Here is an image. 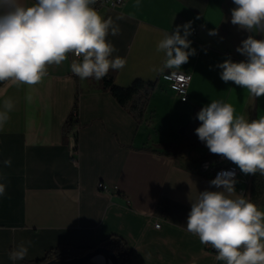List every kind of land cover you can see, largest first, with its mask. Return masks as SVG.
<instances>
[{
    "label": "crops",
    "instance_id": "crops-1",
    "mask_svg": "<svg viewBox=\"0 0 264 264\" xmlns=\"http://www.w3.org/2000/svg\"><path fill=\"white\" fill-rule=\"evenodd\" d=\"M234 7L230 0H127L116 10L98 11L111 20L110 59L125 61L109 70L116 85L157 83L142 125L99 81L75 76L71 54L49 65L40 83L7 89L0 110L9 98L14 107L0 126V183L6 185L0 196V264L36 261L59 245L91 248L111 235L128 243L127 264H224L186 231L196 196L189 187L219 190L210 185L219 155L207 147L175 153L193 111L211 101L232 104L238 118L264 116V96L252 97L220 79L222 62L246 59L236 51L244 39L262 38L231 23ZM175 31L187 32L190 42L182 49L189 52L188 62L178 70L192 75L186 103L162 80V73L176 69L160 70L165 53L156 47L163 33ZM78 92L77 123L64 137ZM250 180L251 174L240 173L236 195ZM257 206L264 210V193ZM20 244L28 254L13 261L9 253Z\"/></svg>",
    "mask_w": 264,
    "mask_h": 264
},
{
    "label": "clouds",
    "instance_id": "clouds-1",
    "mask_svg": "<svg viewBox=\"0 0 264 264\" xmlns=\"http://www.w3.org/2000/svg\"><path fill=\"white\" fill-rule=\"evenodd\" d=\"M233 25L262 38L249 35L236 51L246 59L222 62L220 79L246 89L252 97L264 96V0H230ZM96 0H0V97L12 85L40 83L47 67L60 65L69 54L71 72L81 80H102L111 68H122L125 61L112 58L107 40L110 19L94 7ZM185 32L184 35H186ZM178 31L163 33L157 51L165 53L161 71L180 70L188 62L190 42ZM183 81V75L177 77ZM14 104L4 101L0 126L9 119ZM227 102L211 101L198 113L194 135L210 153L219 155L246 175H264V116L249 121L238 118ZM10 165L11 161L3 162ZM235 172L222 171L210 181L218 191H198L191 200L186 231L216 252L224 264H264V210L244 195H236ZM6 185L0 183V196ZM28 248L18 245L9 253L13 261L24 260Z\"/></svg>",
    "mask_w": 264,
    "mask_h": 264
},
{
    "label": "trees",
    "instance_id": "trees-1",
    "mask_svg": "<svg viewBox=\"0 0 264 264\" xmlns=\"http://www.w3.org/2000/svg\"><path fill=\"white\" fill-rule=\"evenodd\" d=\"M99 83L100 88L109 92L114 100L128 112V114L136 121L138 125H142L145 122L152 95L157 88V83L136 80L129 87L124 88L116 85L114 77L109 73L106 77L100 80ZM78 106L79 92L74 104V113L78 112ZM199 110L201 109L196 108L193 111L189 126L185 129L181 142L176 150V157H181L182 153L186 149L194 147H206V144L199 141L194 135L196 128L199 125ZM74 113H71L63 127L64 137L69 134L71 129L77 123ZM263 193L264 175H261L260 173L251 175V180L248 187L249 199L255 204H258L263 196ZM97 248H105L112 251L118 260V264H127L131 256V249L128 243L118 235H111L91 248H74L68 245H59L47 251L42 259L26 262L24 264H47L51 261L80 258Z\"/></svg>",
    "mask_w": 264,
    "mask_h": 264
},
{
    "label": "built area",
    "instance_id": "built-area-1",
    "mask_svg": "<svg viewBox=\"0 0 264 264\" xmlns=\"http://www.w3.org/2000/svg\"><path fill=\"white\" fill-rule=\"evenodd\" d=\"M127 0H96V4L94 7L99 11L101 9H111L116 10L118 8H121ZM183 75L185 79L183 81H180L177 79L178 76ZM161 78L164 82L167 83L169 89L175 94L177 98H179L182 102L186 103L188 102L189 98V87L192 81V75L189 73H185L178 70H168L164 73H162ZM75 119H77V112L74 113ZM218 161L220 163L219 167L214 168L212 170V180L217 176L218 173L222 171H232L235 172V187L237 184V181L240 177V169L234 165H231L230 162H226L225 159L221 156L218 157ZM249 182L247 183L249 187ZM248 187L247 189L240 190V195H244L248 197ZM100 189H106V187L103 184L99 185ZM249 198V197H248ZM155 227L157 229L160 228V224H156ZM206 248L209 252L216 254L214 250H212L209 246L206 245Z\"/></svg>",
    "mask_w": 264,
    "mask_h": 264
},
{
    "label": "water",
    "instance_id": "water-1",
    "mask_svg": "<svg viewBox=\"0 0 264 264\" xmlns=\"http://www.w3.org/2000/svg\"><path fill=\"white\" fill-rule=\"evenodd\" d=\"M183 133L184 131H182V134ZM89 263L118 264V260L112 251L105 248H97L80 258L51 261L47 264H89Z\"/></svg>",
    "mask_w": 264,
    "mask_h": 264
},
{
    "label": "rangeland",
    "instance_id": "rangeland-1",
    "mask_svg": "<svg viewBox=\"0 0 264 264\" xmlns=\"http://www.w3.org/2000/svg\"><path fill=\"white\" fill-rule=\"evenodd\" d=\"M256 34L261 36V32L260 31H257ZM92 264H98V263H92Z\"/></svg>",
    "mask_w": 264,
    "mask_h": 264
}]
</instances>
